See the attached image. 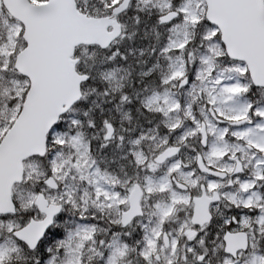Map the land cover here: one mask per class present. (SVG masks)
<instances>
[{"label":"snow or ice","instance_id":"6c2138e0","mask_svg":"<svg viewBox=\"0 0 264 264\" xmlns=\"http://www.w3.org/2000/svg\"><path fill=\"white\" fill-rule=\"evenodd\" d=\"M0 264H264V0H0Z\"/></svg>","mask_w":264,"mask_h":264}]
</instances>
